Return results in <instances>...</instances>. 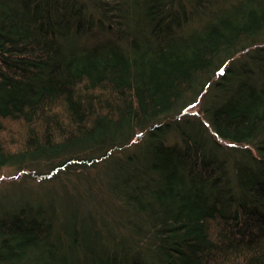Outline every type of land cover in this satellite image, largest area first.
Segmentation results:
<instances>
[{"label":"trees","instance_id":"1","mask_svg":"<svg viewBox=\"0 0 264 264\" xmlns=\"http://www.w3.org/2000/svg\"><path fill=\"white\" fill-rule=\"evenodd\" d=\"M6 167L0 264H264V0H0Z\"/></svg>","mask_w":264,"mask_h":264},{"label":"rangeland","instance_id":"2","mask_svg":"<svg viewBox=\"0 0 264 264\" xmlns=\"http://www.w3.org/2000/svg\"><path fill=\"white\" fill-rule=\"evenodd\" d=\"M200 108H201L200 103H198L191 110H194V109L200 110ZM13 173L14 172H13V169L11 167H6L2 170L1 177H0V188L4 187L6 184H8V183L12 182V180L16 179V177H13ZM20 177H22V174L20 175Z\"/></svg>","mask_w":264,"mask_h":264}]
</instances>
